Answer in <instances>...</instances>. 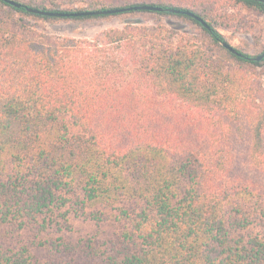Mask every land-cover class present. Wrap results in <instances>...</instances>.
Listing matches in <instances>:
<instances>
[{
    "label": "trees",
    "instance_id": "obj_1",
    "mask_svg": "<svg viewBox=\"0 0 264 264\" xmlns=\"http://www.w3.org/2000/svg\"><path fill=\"white\" fill-rule=\"evenodd\" d=\"M15 1L0 0V264H264V57L221 31L253 32L244 11L264 0ZM141 12L160 20L92 38L33 21Z\"/></svg>",
    "mask_w": 264,
    "mask_h": 264
},
{
    "label": "rangeland",
    "instance_id": "obj_2",
    "mask_svg": "<svg viewBox=\"0 0 264 264\" xmlns=\"http://www.w3.org/2000/svg\"><path fill=\"white\" fill-rule=\"evenodd\" d=\"M244 13L254 24L253 32L237 31L234 28H221V31L233 46L254 56H258L264 49V15L252 11H244ZM159 20V16L141 12L137 14L122 15L120 17L114 16L94 20H57L35 18L33 21L39 29L47 33L78 38H92L104 29L120 27L128 22L152 24ZM172 22L176 24L180 23L179 26L182 29L196 30V26L194 27L191 23L178 20H173ZM87 226V222L83 223L78 220L75 224V229L77 228L75 236L81 237L89 235V231L92 230Z\"/></svg>",
    "mask_w": 264,
    "mask_h": 264
},
{
    "label": "water",
    "instance_id": "obj_3",
    "mask_svg": "<svg viewBox=\"0 0 264 264\" xmlns=\"http://www.w3.org/2000/svg\"><path fill=\"white\" fill-rule=\"evenodd\" d=\"M10 3L15 4L17 6H21V3L16 2L15 0H8ZM131 8H121V9H108V10H85V11H79V12H75V13H63V12H52V11H45V10H41V9H35V8H29L30 11H33L35 13H39V14H43V15H89V14H100V13H116L119 11H125ZM133 9H146V10H161L162 7L160 6H155V5H137L134 6ZM187 13L196 16L195 14L187 11ZM196 18H198L200 21L203 22L204 25L209 26L207 24L206 21H204L201 17L196 16ZM224 45L231 50L234 53L240 54L237 51V48L235 46H233L232 44L228 43V42H224ZM264 57V54H261L259 56H257V60H261Z\"/></svg>",
    "mask_w": 264,
    "mask_h": 264
}]
</instances>
